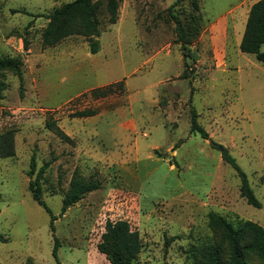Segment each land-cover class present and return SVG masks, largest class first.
I'll list each match as a JSON object with an SVG mask.
<instances>
[{
	"label": "rangeland",
	"instance_id": "rangeland-1",
	"mask_svg": "<svg viewBox=\"0 0 264 264\" xmlns=\"http://www.w3.org/2000/svg\"><path fill=\"white\" fill-rule=\"evenodd\" d=\"M66 1L0 0V56L18 55L23 78L20 96L17 76L0 73L6 84L0 133L13 132V154L0 155V264H109L96 249L107 219H125L138 230L141 250L132 264H189L190 248L205 241H218L226 251L208 225L209 211L264 227V63L238 47L256 0H119L114 23L99 0L94 53L80 35L41 45L45 14ZM172 14L185 26L197 22L186 67ZM110 83L111 93H92ZM190 105L211 139L229 149L260 207L239 195L237 172L219 151L189 133ZM82 109L95 113L72 116ZM176 143L170 168L173 149L165 148ZM149 151L162 159H147ZM134 153L136 162L120 164ZM31 155L35 166L28 175ZM45 162L40 196L54 216L53 230L50 213L28 189ZM75 169L100 186L62 212ZM170 236L177 237L165 244Z\"/></svg>",
	"mask_w": 264,
	"mask_h": 264
},
{
	"label": "trees",
	"instance_id": "trees-1",
	"mask_svg": "<svg viewBox=\"0 0 264 264\" xmlns=\"http://www.w3.org/2000/svg\"><path fill=\"white\" fill-rule=\"evenodd\" d=\"M175 1L179 2L180 0ZM118 2L119 0L104 1L109 23H114L117 19ZM100 9L99 0H70L62 3L45 14L47 21L40 34L41 45L43 47L54 46L65 37L80 35L87 39L90 52H96L99 48L97 37L100 35ZM38 15L41 14L36 16ZM172 17L177 41L181 43L183 65L186 67L185 58L190 54L187 44L193 42L198 35L197 22L194 20L188 23V26H185L174 14H172ZM262 44H264V0H256L248 9L238 47L241 52L251 53L258 61L264 63V51L260 50ZM22 48L28 49V39L25 36L22 37ZM21 64L22 62L18 55L0 56V73L6 70L17 76L20 96L22 95L23 83ZM117 84L119 85V83ZM113 86L114 83H110L103 87L94 88L92 93L96 97H102L111 93ZM5 87V82L0 80V97L1 91ZM94 113L93 109H82L75 111L72 116L83 117ZM197 117L198 113L190 105L189 133L198 134L201 138L208 140L212 148L219 151L222 161L232 165L237 172L239 177V195L248 204L260 207L261 203L254 195L246 174L240 169L229 149L223 144L213 141L206 129L198 122ZM46 127L53 130L60 138L69 140V137L53 121H47ZM178 143L175 144V147ZM154 152L156 154L159 153L156 149H154ZM12 154L13 132L12 130H6L0 133V155L10 156ZM47 164L48 162L41 164L36 170L35 177L28 180V189L32 198L50 213V225L53 230L52 221L54 216L40 196V178ZM34 166V156L31 155L29 169L26 172L28 175L33 173ZM99 186V179L93 176L84 178L75 169L61 199L62 212L81 199L85 193ZM207 217L209 227L215 232H219L221 241L225 242L226 251H224L218 241H205L190 248L191 261L189 264H264V227L262 225L249 219H237L235 222H231L214 211H209ZM175 237L177 236L166 238L165 244ZM3 239L4 237L0 235V240ZM58 244V239L54 236L52 255L56 260ZM96 249L105 256L109 264H132L141 250L139 232L137 229L132 228L125 219H107L104 223V230L101 232L100 239L96 244ZM57 264L61 263L57 260Z\"/></svg>",
	"mask_w": 264,
	"mask_h": 264
},
{
	"label": "crops",
	"instance_id": "crops-1",
	"mask_svg": "<svg viewBox=\"0 0 264 264\" xmlns=\"http://www.w3.org/2000/svg\"><path fill=\"white\" fill-rule=\"evenodd\" d=\"M252 4V3H251ZM250 7V6H249ZM247 17V16H246ZM77 92V91H76ZM75 92V93H76ZM130 121V120H129ZM131 122V124H130V127L131 128H134V123H133V121H130ZM165 121H162V123H164ZM167 122H165L164 123V125H167L166 124ZM179 145H180V143H179ZM179 145L178 146H176L175 148H174V145L172 146L171 144L170 145H168V146H166V150L168 149V148H172L173 149V156L172 157H170V158H172L173 159V161H171V162H168L169 163V167L170 168H172V167H174V162H175V157L177 156V154H178V152H177V148H179ZM151 149H159V147L157 146V145H152L151 147H150ZM133 149H134V151L136 152L137 151V145H136V143L134 142V147H133ZM172 152V151H171ZM156 155V154H155ZM154 154H152L150 151L145 155V157L147 158V159H150V160H159V159H162L161 157H160V155H156L155 156ZM138 160V158L136 157V153H134V156L132 157V158H126V159H124V160H122V162L120 163V164H122V166H127L131 161H134V162H136Z\"/></svg>",
	"mask_w": 264,
	"mask_h": 264
}]
</instances>
